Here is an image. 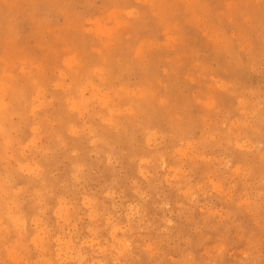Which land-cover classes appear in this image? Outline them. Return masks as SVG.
Here are the masks:
<instances>
[{
  "label": "rangeland",
  "instance_id": "obj_1",
  "mask_svg": "<svg viewBox=\"0 0 264 264\" xmlns=\"http://www.w3.org/2000/svg\"><path fill=\"white\" fill-rule=\"evenodd\" d=\"M262 161L264 0H0V264H264Z\"/></svg>",
  "mask_w": 264,
  "mask_h": 264
},
{
  "label": "bare ground",
  "instance_id": "obj_2",
  "mask_svg": "<svg viewBox=\"0 0 264 264\" xmlns=\"http://www.w3.org/2000/svg\"><path fill=\"white\" fill-rule=\"evenodd\" d=\"M225 2V1H224ZM135 3V2H134ZM20 24V23H19ZM146 30V29H145ZM102 31V30H101ZM104 31V30H103ZM99 39V38H98ZM116 39V38H115ZM169 48V47H168ZM143 49V48H142ZM99 50V49H98ZM56 58V57H55ZM96 58V57H95ZM64 63V62H63ZM130 64V63H129ZM94 73V72H93ZM102 73V72H101ZM186 76V75H185ZM95 77V76H94ZM216 81V80H215ZM222 81V80H221ZM224 81V80H223ZM222 83V82H221ZM107 85V84H106ZM217 87V86H216ZM260 87H261V85H260ZM219 89V88H218ZM210 90V89H209ZM212 90V89H211ZM1 91H2V89H1ZM128 91V90H127ZM165 91V90H164ZM243 91V90H242ZM3 92V91H2ZM248 94V93H247ZM167 95V94H166ZM260 95V94H259ZM236 97V96H235ZM252 97V96H251ZM253 98V97H252ZM202 101V100H201ZM243 102V101H242ZM188 105V104H187ZM218 105V104H217ZM221 106V105H220ZM260 106V105H259ZM162 108V107H161ZM216 108V107H215ZM258 108V107H257ZM224 109V108H223ZM111 111V110H110ZM217 111H218V108H217ZM75 112V111H74ZM149 113V112H148ZM85 114V113H84ZM254 114V113H253ZM159 115V114H158ZM221 115V114H220ZM212 117V116H211ZM237 118V117H236ZM112 119V118H111ZM257 120V119H256ZM216 121V120H215ZM221 121V120H220ZM38 125V124H37ZM159 125V124H158ZM217 125V124H216ZM34 126V125H33ZM165 126V125H164ZM214 127V126H213ZM32 129V128H31ZM166 131V130H165ZM190 131V130H189ZM226 131V130H225ZM241 132V131H240ZM170 133V132H169ZM194 133V132H193ZM216 134V133H215ZM35 136V135H34ZM215 136V135H214ZM213 136V137H214ZM217 137V136H216ZM49 139V138H48ZM201 140V139H200ZM249 140V139H248ZM81 141V140H80ZM196 142V141H195ZM261 142V141H260ZM38 143V142H37ZM64 143H65V141H64ZM27 144V143H26ZM156 144V143H155ZM260 144V143H259ZM52 148V147H51ZM259 149V148H258ZM163 150V149H162ZM262 150V149H261ZM51 151V150H50ZM252 151V150H251ZM94 152V151H93ZM153 153V152H152ZM176 154V153H175ZM56 156V155H55ZM164 157V156H163ZM51 158V157H50ZM46 159V158H45ZM10 160V159H9ZM47 160V159H46ZM257 161V160H256ZM255 161V162H256ZM11 162V161H10ZM149 162V161H148ZM185 162V161H184ZM262 162H264V161H262ZM172 169V168H171ZM187 171V170H186ZM262 175V174H261ZM211 176V175H210ZM236 179V178H235ZM246 181V180H245ZM244 188V187H243ZM260 189V188H259ZM245 190H247V189H245ZM190 192V191H189ZM227 193V192H226ZM262 194H264V193H262ZM259 195V194H258ZM257 195V196H258ZM37 196V195H36ZM146 196H147V194H146ZM246 196V195H245ZM13 197V196H12ZM251 202V201H250ZM81 209V208H80ZM62 215V214H61ZM60 217V216H59ZM220 217V216H219ZM224 219V218H223ZM37 225V224H36ZM173 225V224H172ZM17 229V228H16ZM49 230V229H48ZM12 234V233H11ZM71 236V235H70ZM74 236V235H73ZM247 237V236H246ZM15 240V239H14ZM50 240V239H49ZM128 241V240H127ZM60 243V242H59ZM63 245V244H62ZM221 253V252H220ZM60 254V253H59ZM225 254V253H224ZM183 261V260H182Z\"/></svg>",
  "mask_w": 264,
  "mask_h": 264
}]
</instances>
